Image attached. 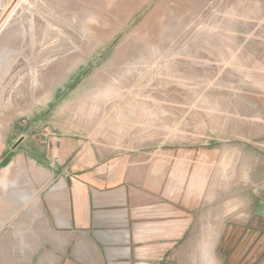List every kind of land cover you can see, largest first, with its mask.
<instances>
[{
	"label": "rangeland",
	"instance_id": "rangeland-1",
	"mask_svg": "<svg viewBox=\"0 0 264 264\" xmlns=\"http://www.w3.org/2000/svg\"><path fill=\"white\" fill-rule=\"evenodd\" d=\"M63 142L74 150L59 162ZM87 146L137 163L185 153L213 171L218 214L253 201L264 0H0V172L22 157L42 174L0 182V200L19 201L0 207V264H80L51 239L44 196Z\"/></svg>",
	"mask_w": 264,
	"mask_h": 264
},
{
	"label": "crops",
	"instance_id": "crops-1",
	"mask_svg": "<svg viewBox=\"0 0 264 264\" xmlns=\"http://www.w3.org/2000/svg\"><path fill=\"white\" fill-rule=\"evenodd\" d=\"M61 144L59 162L74 150ZM184 157L156 152L137 163L80 149L44 196L59 251L80 264H264V187L218 214L213 171L189 169ZM16 174L29 182L42 176L17 157L0 182ZM0 207L19 209V201L2 198Z\"/></svg>",
	"mask_w": 264,
	"mask_h": 264
}]
</instances>
